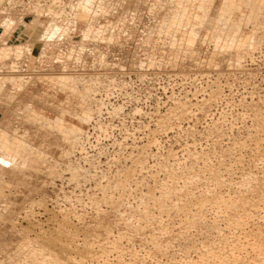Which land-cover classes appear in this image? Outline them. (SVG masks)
Wrapping results in <instances>:
<instances>
[{"label": "rangeland", "instance_id": "374dc122", "mask_svg": "<svg viewBox=\"0 0 264 264\" xmlns=\"http://www.w3.org/2000/svg\"><path fill=\"white\" fill-rule=\"evenodd\" d=\"M246 1L0 0V264H264Z\"/></svg>", "mask_w": 264, "mask_h": 264}, {"label": "bare ground", "instance_id": "6f19581e", "mask_svg": "<svg viewBox=\"0 0 264 264\" xmlns=\"http://www.w3.org/2000/svg\"><path fill=\"white\" fill-rule=\"evenodd\" d=\"M245 1H246V0H245ZM253 1H254V0H253ZM246 2H247V1H246ZM248 2H249V1H248ZM251 2H252V1H251ZM259 2H260V1H259ZM262 4H263V3H262ZM96 5H97V4H96ZM229 5H230V4H229ZM249 5H250V4H249ZM252 5H254V4H252ZM245 7H246V6H245ZM230 8H231V6H230ZM236 9H237V8H236ZM238 9H239V8H238ZM262 10H263V9H262ZM250 15H251V14H250ZM241 46H242V45H241ZM231 47H232V46H231ZM17 55H18V54H17ZM18 57H19V55H18ZM5 78H6V77H5ZM5 78H3V81H5ZM15 78H16V77H15ZM1 79H2V78H1ZM52 79H55V81H56L57 83H64L65 81H67V78H66V77H65V78H64V77H55V78H51V80H52ZM49 80H50V78H49ZM3 81L0 80L1 83H4ZM7 81H9V78H8ZM18 81H19V80H18ZM9 82H10V81H9ZM9 82H8V83H9ZM11 82H12V81H11ZM11 82H10V83H11ZM1 83H0V84H1ZM61 128H62V127H61ZM62 129H63V128H62ZM3 134H5V133H2L1 136H0V138H1L2 140H4L2 144H1V142H0V144H1V148L3 147L4 149H3V148H2V149H3L4 151L7 150V149H8V150H9V149L12 150L13 147L11 148V147L8 145L10 142H9V143L7 142L8 144L6 145V143H5V142H6V140H5V135H6V134H5V135H3ZM1 139H0V141H1ZM6 139L8 140L7 136H6ZM13 140H14V139H13ZM13 142H15V140L12 141V143H10V144H14ZM15 143H16V142H15ZM19 143H20V142H19ZM19 143H17L16 145H19ZM13 146H15V145H13ZM21 146H22V145H21ZM16 147H20V146H15V148H16ZM21 148H23V147H21ZM21 148H20V149H21ZM16 149H17V148H16ZM14 150H15V149H14ZM14 150H13V151H7V154H8L9 152H11L12 154H14V153H15ZM4 151H3V152H4ZM19 151H21V150H19ZM11 153H10V154H11ZM8 155H9V154H8ZM200 206H201V205H200ZM41 259H42V258H41Z\"/></svg>", "mask_w": 264, "mask_h": 264}]
</instances>
